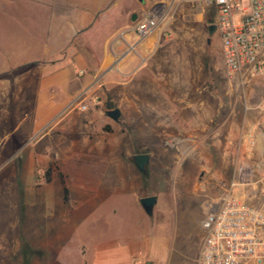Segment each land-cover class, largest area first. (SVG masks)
Instances as JSON below:
<instances>
[{"label":"rangeland","instance_id":"rangeland-1","mask_svg":"<svg viewBox=\"0 0 264 264\" xmlns=\"http://www.w3.org/2000/svg\"><path fill=\"white\" fill-rule=\"evenodd\" d=\"M197 6L191 14L203 3ZM186 9L184 3L177 7L170 36L161 41L158 66L140 79L138 89L135 84L129 88L132 102L125 101L118 84L97 87L81 96L86 110L68 105L43 128L47 134L42 141L41 133L29 137L24 121L1 148L0 264H80L76 243L101 238L144 242L153 264H196L199 221L207 205L217 201L215 181L240 165H253L260 156L264 159L263 139L260 156L252 152L255 133H264V85L247 86L249 80L235 85L225 75L216 35L207 34L212 8L203 7L202 23L193 21ZM41 10L22 2L10 19L0 10V40L40 26ZM118 18L116 9L106 25ZM152 76L158 79L151 81ZM103 77L101 71L95 79L101 82ZM106 77L120 80L115 71ZM137 93L150 103L136 102ZM163 94L175 97L174 120L163 118L168 104L151 103ZM112 108L119 110L116 121L104 114ZM15 115L16 123L19 111ZM137 153L148 156L142 172L132 161ZM48 163L52 170L46 183ZM58 172L68 188L65 202ZM81 176L100 177L98 184L87 186H101L102 202L92 213L86 206L75 218L58 215L78 209ZM150 195L156 199L147 215L137 200ZM91 257L92 251L89 264Z\"/></svg>","mask_w":264,"mask_h":264},{"label":"crops","instance_id":"crops-1","mask_svg":"<svg viewBox=\"0 0 264 264\" xmlns=\"http://www.w3.org/2000/svg\"><path fill=\"white\" fill-rule=\"evenodd\" d=\"M154 1L156 0H0V10L4 11L7 19H10L11 11L17 9L22 2L42 9L40 26L30 27L33 30L26 34L7 33L0 40V150L10 141L11 136L16 135L24 121L29 123V137L41 133L39 141H42L47 129L42 130L50 121L56 120L76 97L97 87L103 86L106 90L118 84L125 101L132 102L134 97L129 88L135 84L138 89L140 79L158 66L156 57L161 51L163 37L167 36L165 33L153 32L142 40H137L126 26L131 23L132 16L134 18ZM182 3L188 7L185 11L192 15L193 21L205 22L203 7L208 6L203 5L191 14L194 7L197 9L199 2ZM116 9L119 18L106 25L108 16ZM103 26L106 29L97 34V30ZM101 71L104 77L99 82L95 77ZM112 71L118 73L120 80L106 77ZM157 79L153 76L150 78L151 81ZM232 81L235 85L240 84L236 78ZM246 84L264 85V79H251ZM138 96L137 93L136 102L150 103L149 98ZM154 99L151 103L169 105L167 115L163 118L174 120V95L170 97L169 94H163L161 99ZM170 104L173 105L171 108ZM17 111L20 117L15 123ZM155 112L159 119L160 112ZM10 121H13L12 125ZM262 139L264 140V133H255L252 151L255 158L263 151ZM242 167L250 169L246 178L252 180L264 173V159L260 156L253 165ZM233 173L232 170L226 179L215 181L217 200L219 185H227ZM79 178L81 192L78 198L81 202L78 209L72 211V214L64 209L58 215L75 218L78 217V212L87 211L84 209L86 206L90 209L88 213H92L102 202L98 198L101 186H87L93 182L98 184L100 177L96 176L94 180L82 176ZM65 187L68 194V188L66 185ZM252 188L253 185L237 186L232 192L245 202H250ZM48 215V212L43 214L46 219ZM76 248L80 264H89L91 251L92 264H144L149 260L152 261L151 264L154 263L149 246L130 239H119L117 242L112 238H101L90 244L79 240Z\"/></svg>","mask_w":264,"mask_h":264},{"label":"built area","instance_id":"built-area-1","mask_svg":"<svg viewBox=\"0 0 264 264\" xmlns=\"http://www.w3.org/2000/svg\"><path fill=\"white\" fill-rule=\"evenodd\" d=\"M182 2H202L212 8L213 33L228 78L240 84L264 79V0H156L137 13L126 29L137 40L153 32L168 37ZM82 95L70 103L79 111L87 109ZM261 102L264 105V95ZM249 173V168L238 166L229 183L219 185L218 200L208 204L199 221L196 264H264V173L252 180L246 178ZM251 185L250 202L232 192L237 186Z\"/></svg>","mask_w":264,"mask_h":264},{"label":"water","instance_id":"water-1","mask_svg":"<svg viewBox=\"0 0 264 264\" xmlns=\"http://www.w3.org/2000/svg\"><path fill=\"white\" fill-rule=\"evenodd\" d=\"M132 19H133V16H132ZM206 30H207V34L211 35L214 31V26L210 24L206 27ZM104 114L110 119H112L113 121H116L119 115V110L117 108L108 109L104 111ZM132 160L136 168L142 172L144 170L145 164L147 163L148 156L144 153H137L132 156ZM155 199L156 198L154 195H150V196L140 197L137 201H138L139 206L142 208V210L147 215H150L152 205L155 203ZM144 264H149V263L145 262Z\"/></svg>","mask_w":264,"mask_h":264},{"label":"trees","instance_id":"trees-1","mask_svg":"<svg viewBox=\"0 0 264 264\" xmlns=\"http://www.w3.org/2000/svg\"><path fill=\"white\" fill-rule=\"evenodd\" d=\"M212 21H210L209 23H211ZM108 127H104V129L106 130ZM52 166V163H48V165L46 166V168L44 169V181L45 182H49L50 181V172L52 170L51 168ZM57 177L59 179V183L61 184V190H62V199L63 201H66V198H67V189L64 185V180H63V175L58 172L57 173Z\"/></svg>","mask_w":264,"mask_h":264},{"label":"flooded vegetation","instance_id":"flooded-vegetation-1","mask_svg":"<svg viewBox=\"0 0 264 264\" xmlns=\"http://www.w3.org/2000/svg\"><path fill=\"white\" fill-rule=\"evenodd\" d=\"M214 32V31H213ZM133 161V160H132ZM134 164V163H133ZM135 165V164H134ZM136 167V166H135Z\"/></svg>","mask_w":264,"mask_h":264}]
</instances>
